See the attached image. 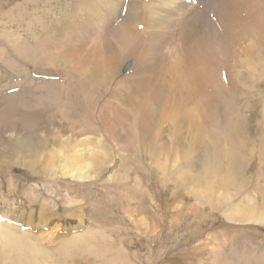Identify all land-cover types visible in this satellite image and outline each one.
Returning <instances> with one entry per match:
<instances>
[{
	"label": "rangeland",
	"instance_id": "374dc122",
	"mask_svg": "<svg viewBox=\"0 0 264 264\" xmlns=\"http://www.w3.org/2000/svg\"><path fill=\"white\" fill-rule=\"evenodd\" d=\"M80 6L75 0H0V86L18 88L16 75L25 71L32 79L53 75L61 98L72 93V75H55L72 59L57 52L81 17ZM257 56L249 63H264V51ZM229 75L230 94L214 103L203 127L223 132L237 121V174L231 178L225 177L228 140L218 143L224 151L218 174L208 182L199 176L212 139L196 140L197 126L181 121V113L165 112L143 131L123 113L117 135L111 128L99 132L103 161L96 164L84 142L94 147L98 132L79 106L58 108L62 124L53 127L67 145L58 155L49 143L40 159L15 164L19 157L4 153L10 144L0 135V222L36 250L26 264H264V70L236 62ZM48 92L38 90L40 97ZM100 97H94L98 108L106 102ZM9 103L0 97V111ZM73 151L83 154L77 164L66 159ZM87 160L89 181L60 175L59 168L72 170ZM49 186L70 192L64 206L48 200L43 207L39 190ZM73 237L85 238V246L68 247ZM15 257L0 247V264Z\"/></svg>",
	"mask_w": 264,
	"mask_h": 264
},
{
	"label": "bare ground",
	"instance_id": "6f19581e",
	"mask_svg": "<svg viewBox=\"0 0 264 264\" xmlns=\"http://www.w3.org/2000/svg\"><path fill=\"white\" fill-rule=\"evenodd\" d=\"M196 1V5H188L182 0H84L80 6L82 0H75L81 17L65 38L66 45L57 52L61 58L71 57L73 63L64 65L63 70L56 69L63 72L55 74L57 79L71 74L73 92L61 98L53 75L34 80L25 71L16 75L18 84H22L18 88L0 86L1 99L11 101L0 111V135L4 136L6 146L10 144L4 153H15L19 157L15 164L22 166H27V159H40L49 143L56 147L51 152L60 154V149L67 145L53 127L62 124L58 108L79 106L76 111L98 132L94 147L84 142L88 148L84 152L94 157V164L103 161L99 160L103 157L99 152V132L111 128V133L117 135L123 113L140 121L139 131L144 130L143 126L147 128L150 120L156 123L160 117H167L165 112L170 116L181 113V121L197 126L196 140L212 139L199 176L208 182L218 174V164L224 156L218 146L222 140L230 142L225 151L229 160L225 177L237 174V121L223 132L207 131L203 126L211 117L214 103L230 94L229 68L233 63L241 62L255 73L264 70L260 61L249 63L264 51V0ZM42 89L49 92L40 97L38 90ZM97 93L106 100L99 108L95 106L99 102L94 98ZM189 105L192 107L187 109ZM109 114L114 116L111 121ZM135 131L128 127L130 134ZM111 133L109 138L114 140ZM82 156L73 151L66 159L77 164ZM90 164L87 160L72 170L61 167L60 175L89 181L93 177L85 171ZM45 190H39L43 207L48 200L64 206L63 197L70 193L52 186ZM3 225L0 222V247L16 253L10 264H26L27 257L36 250L24 237ZM85 243V238L73 237L66 245L80 249Z\"/></svg>",
	"mask_w": 264,
	"mask_h": 264
}]
</instances>
